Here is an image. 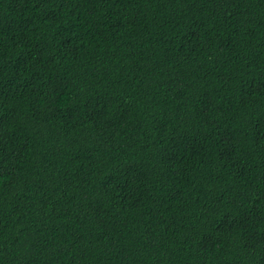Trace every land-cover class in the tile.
Wrapping results in <instances>:
<instances>
[{
	"label": "trees",
	"instance_id": "obj_1",
	"mask_svg": "<svg viewBox=\"0 0 264 264\" xmlns=\"http://www.w3.org/2000/svg\"><path fill=\"white\" fill-rule=\"evenodd\" d=\"M0 264H264V0H0Z\"/></svg>",
	"mask_w": 264,
	"mask_h": 264
}]
</instances>
